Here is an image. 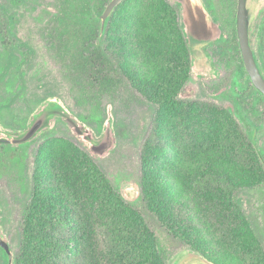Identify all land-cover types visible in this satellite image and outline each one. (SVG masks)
Returning a JSON list of instances; mask_svg holds the SVG:
<instances>
[{
  "label": "rangeland",
  "instance_id": "obj_1",
  "mask_svg": "<svg viewBox=\"0 0 264 264\" xmlns=\"http://www.w3.org/2000/svg\"><path fill=\"white\" fill-rule=\"evenodd\" d=\"M110 1L0 0V68L4 65L3 41L23 45V54L20 53L18 60L22 63L21 68L18 64L6 71L0 69V102L5 98L11 100L8 109L0 115V134L13 136L24 132L35 115L49 104H55L69 113V117L54 116L49 126L23 144L25 146L20 152L26 156V171H21L9 159V151L0 148V235L10 246L11 264H16V260L22 256L26 208L31 203L28 175L32 180L35 174H44L42 181L48 186L55 185L56 167L64 170L65 162L78 148L93 158L115 189L129 202L141 205L145 145L160 143L163 148L162 158L169 160L172 157L164 151L169 145L163 130L167 129V125L160 120L159 115L163 105L145 85L132 80L135 78L133 75L146 73L145 63L126 60L124 65L130 73L129 78L116 76L114 85L105 89L90 84V96H84L77 91L79 74L75 70L76 66H72L73 69L69 66L71 54L65 56L59 50L60 35L53 33L56 26H74L77 21L78 25H82V11L91 8L102 14ZM197 1L214 15L213 18H216L222 29L217 40L205 45L191 47L182 7L175 0H125L113 10L104 28L101 17L97 20V26L105 32L103 44L118 64L120 55L131 56L132 49L128 51L126 46L133 44L142 46L143 51L157 60L171 57L170 51L162 48L165 45L159 37L161 24L156 14H164L162 11L170 9L176 12L177 21L183 20L192 67L188 72L189 77L178 92L181 106L188 114L195 104L200 108L201 116L211 118L209 124H205L204 117L190 119V126L198 121L199 125L205 124L204 127L211 129L208 130L209 135L202 136L207 141H210L214 131L218 133L220 141L217 135H213L212 142L216 146L219 144L220 148L217 152H211L210 156L213 157L210 159L220 160V165L213 169H218L219 173H224L238 183L236 191L240 190L238 197L247 214L252 217L249 221L264 223V176H261L264 166L258 152L259 148L264 147V97L251 86L248 72H243L245 63L234 49V26L237 27L239 1ZM88 3L90 8H87ZM73 5H76L75 10ZM246 10L253 49L257 52L264 72V0H247ZM71 36L67 32L65 38L68 40ZM132 59L137 60L135 56ZM238 102L244 110L239 109ZM79 115L89 116L93 124L83 122ZM101 117L105 121L99 131L97 119ZM15 118L26 121V127L22 130L5 127V124L17 126ZM71 118L76 119V122ZM180 119L188 118L185 116ZM185 121L181 120V128ZM252 124L259 127L255 129ZM192 130L191 127L184 128L186 139ZM188 141L191 142V139ZM95 145L98 147L96 150L93 148ZM203 163H191L185 171L192 173ZM249 173L262 181L243 187V176ZM226 176L225 180H228ZM220 180L208 174L200 178L197 187L214 189L220 186L224 192L230 191L225 181H221V184ZM233 216L226 214L221 226L214 218H209L214 223L205 232L209 254L218 259L220 264H238L240 246L237 242L253 239L255 223H246L247 217ZM194 222L202 226L199 218L195 217ZM97 237L103 241L100 230ZM169 243L175 252L183 248L182 244L173 240ZM73 260L79 262L78 257Z\"/></svg>",
  "mask_w": 264,
  "mask_h": 264
},
{
  "label": "trees",
  "instance_id": "obj_2",
  "mask_svg": "<svg viewBox=\"0 0 264 264\" xmlns=\"http://www.w3.org/2000/svg\"><path fill=\"white\" fill-rule=\"evenodd\" d=\"M75 6H72L73 10ZM87 6L91 7L89 3ZM162 12L164 14H156V19L161 24L159 37L165 45L162 48L170 51L171 57L159 60L149 56L142 46L133 44L126 46L128 51L132 49L130 57L120 55L118 64L113 61L103 44L105 32L97 26V20L103 13L91 8L81 12L82 25H78L77 21L74 26L59 25L54 28L53 33L60 35V52L65 56L70 53L69 66L71 69L76 66L75 70L79 74L77 91L81 95L90 96V84L105 89L114 85L116 76L129 78L130 73L124 65L126 60L145 63L146 73L133 75L135 78L132 80L145 85L152 96L163 105L159 115L160 120L167 125L168 131L165 128L163 130L169 145L164 151L173 158H162L163 148L160 143L145 145L141 205L129 202L115 189L93 158L78 148L65 162L64 170L56 167L55 185L48 186L42 181L44 174H35L32 180L28 175L31 203L26 208L22 256L16 260V264H175L180 256L190 252L200 253L210 261L220 264L218 259L209 254V242L205 232L214 223L209 218H214L219 226L223 224L226 214L247 217L246 223L256 224L249 221L252 217L247 214L238 197V183L224 173H219L218 169H213L220 165V160L210 159L213 157L210 156L211 152H217L220 148L219 144L216 146L212 142L213 135H217L216 138L220 141L218 133L213 130L210 141L202 137L209 135L208 130L211 129L204 126L209 124V120L212 121L211 118L201 116L200 108L195 104L188 114L181 106L178 92L189 77L188 72L192 67L186 26L183 20L177 21V14L173 10L165 9ZM67 32L72 35L68 40L65 38ZM234 34V49L239 52L244 62L236 26ZM251 45L254 48L252 35ZM2 46L4 65L0 69L6 71L18 64L21 68L22 63L18 60L20 53L23 54V45L3 41ZM255 55L262 70L256 51ZM133 56L137 58L136 61L132 59ZM243 72L247 73L245 66ZM247 76L255 91L264 97L253 85L248 73ZM10 101L5 98L0 102V115L8 109ZM239 103V109L244 110ZM185 116L188 119H180ZM200 117H204L205 124L201 126L198 121H194V126H190V119L198 120ZM79 118L89 125L93 124L87 115H79ZM14 120L18 121L17 126L5 124V127L15 130L26 127V121L16 118ZM181 120H186L182 128ZM97 121L98 130L101 131L105 119L101 117ZM252 125L255 129L259 127ZM185 127L193 128L188 139L183 135ZM250 136L253 139V135ZM24 146L0 145V148L9 151V159L21 171H26V156L20 152ZM258 152L263 158L261 162L264 166V147L259 148ZM201 161L204 163L196 171H185L191 163L200 164ZM208 174L210 177L220 178L221 184V181H225L224 184L229 186L230 191L224 192L220 186L214 189L197 187L200 178ZM224 175L228 180H225ZM261 176L263 178L264 173ZM243 177V187L262 181L250 173ZM73 214L75 217H72ZM195 217L201 220L202 226L194 222ZM98 230L103 235V241L97 237ZM172 240L182 244L183 248L173 251L169 243ZM76 257L79 262L73 260ZM0 258L2 264L10 263V254L1 245Z\"/></svg>",
  "mask_w": 264,
  "mask_h": 264
},
{
  "label": "water",
  "instance_id": "obj_3",
  "mask_svg": "<svg viewBox=\"0 0 264 264\" xmlns=\"http://www.w3.org/2000/svg\"><path fill=\"white\" fill-rule=\"evenodd\" d=\"M125 0H111L104 13L101 15L103 28L113 10ZM183 10V20L187 26V37L191 47L205 45L217 40L222 29L219 23L206 10L203 4L197 0H175ZM237 11V34L241 48L242 57L246 70L253 85L264 95V74L257 61L255 51L251 45L249 24L247 18V0H238ZM56 115L69 117V113L55 104H49L41 110L28 125L27 129L13 136L0 134V145H23L32 140L43 129L50 125L51 120ZM75 123L76 119L71 118ZM82 130V129H81ZM110 142H108L109 146ZM108 146L104 147L105 150ZM98 149L97 145L93 147ZM0 245L11 255L10 246L0 235ZM12 259H10L11 264ZM175 264H216L204 257L200 253L190 252L180 257Z\"/></svg>",
  "mask_w": 264,
  "mask_h": 264
},
{
  "label": "flooded vegetation",
  "instance_id": "obj_4",
  "mask_svg": "<svg viewBox=\"0 0 264 264\" xmlns=\"http://www.w3.org/2000/svg\"><path fill=\"white\" fill-rule=\"evenodd\" d=\"M254 225L253 239L237 242L240 246L237 253L238 264H264V223L256 222Z\"/></svg>",
  "mask_w": 264,
  "mask_h": 264
}]
</instances>
